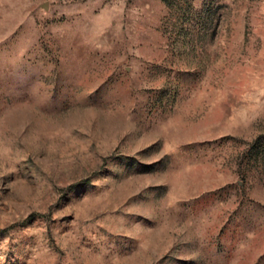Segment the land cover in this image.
Here are the masks:
<instances>
[{
	"label": "rangeland",
	"instance_id": "obj_1",
	"mask_svg": "<svg viewBox=\"0 0 264 264\" xmlns=\"http://www.w3.org/2000/svg\"><path fill=\"white\" fill-rule=\"evenodd\" d=\"M0 264H264V0H0Z\"/></svg>",
	"mask_w": 264,
	"mask_h": 264
}]
</instances>
